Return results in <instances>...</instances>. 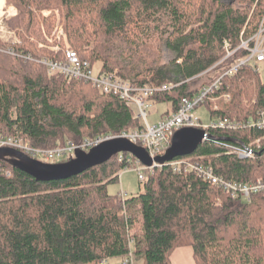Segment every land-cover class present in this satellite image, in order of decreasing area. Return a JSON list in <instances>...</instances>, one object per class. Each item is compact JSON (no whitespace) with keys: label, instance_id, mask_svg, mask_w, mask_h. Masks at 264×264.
Returning a JSON list of instances; mask_svg holds the SVG:
<instances>
[{"label":"trees","instance_id":"obj_1","mask_svg":"<svg viewBox=\"0 0 264 264\" xmlns=\"http://www.w3.org/2000/svg\"><path fill=\"white\" fill-rule=\"evenodd\" d=\"M5 1L17 8L7 22L17 43L0 39V47L13 56L0 53V134L43 150L67 140L78 144L118 135L139 128V122L118 98L88 83L47 75L38 61L59 60L62 54L37 48L40 24L47 28L53 22L40 18L42 10L60 11L68 49L81 62H99L102 73L117 72L134 87L170 85L151 101L170 105L171 112L247 56L238 47L264 26V0H235L243 8L222 0ZM90 21L94 31L86 26ZM225 45L235 52L223 60ZM163 48L173 55L169 63H162ZM226 93L230 102H219L217 110L204 102L211 119L246 121L264 107V83L251 66L221 78L215 95ZM209 135L191 157L226 180L264 182V132L213 130ZM231 141H258L259 148L252 160L240 161L219 144ZM127 166L114 156L78 176L37 182L0 161L11 176L0 173V264H121L129 254L133 264L135 259L171 264L173 251L185 246L195 264H264L263 195L244 204L194 175L167 168L145 173L133 195H109L107 186Z\"/></svg>","mask_w":264,"mask_h":264},{"label":"built area","instance_id":"obj_2","mask_svg":"<svg viewBox=\"0 0 264 264\" xmlns=\"http://www.w3.org/2000/svg\"><path fill=\"white\" fill-rule=\"evenodd\" d=\"M4 26H2L3 29ZM4 42V41H3ZM6 43V42H4ZM1 48L0 53L7 52ZM226 55L223 60L230 57L235 51H229V46L225 45ZM243 49L247 52V56L237 60L230 67L225 68L220 74L205 87L200 89L190 98L180 100L175 112L162 115L153 124L149 123V110L154 106L151 97L157 92L167 91L171 88L170 85L164 84L160 87L143 86L134 87L129 81L123 80L115 72L102 73L100 70L95 72L94 66L88 62H81L76 52L70 49L61 51L62 57L59 60L44 59L38 61L46 68V71L51 76H61L69 81H85L93 89L100 94L111 95L121 100L133 114V119L139 122V128L129 131H124L118 135H99L90 139H85L78 144L67 143L62 146H57L53 149H36L29 146L19 136H4L0 134V149L11 148L23 153L34 160H44L46 163H55L59 161L67 162L75 158V151L89 152L92 148L101 143L114 139H127L130 143L143 148L151 160L158 156H162L170 147L174 133L182 128H197L209 134L213 130L221 131H238L243 129H255L264 132V107L256 112L254 119L246 121L230 119V118H213L207 124H203L201 120L194 116L195 111L201 107L205 101L214 102L221 98L227 102L230 100V94H222L217 97L215 94L221 86V78L233 76L239 68L243 66H251L259 74V70H264V26H261L258 32L249 40L241 42L238 49ZM10 51V50H8ZM55 53L59 51L55 48L52 50ZM10 53H12L10 51ZM28 59V58H27ZM222 60V61H223ZM218 62L208 71L219 65ZM259 66L263 68H259ZM260 75V74H259ZM217 110V107L214 108ZM210 138L204 142L209 141ZM203 142V143H204ZM202 143V144H203ZM258 141L250 143H219L222 150L227 156H232L237 160H252L255 156L256 148H259ZM117 162H125L128 166L136 169L139 182L144 181L145 173H153L156 169L167 168L174 174L194 175L203 183L219 189L232 200H239L244 204L251 201L254 195L264 196V182L260 179L252 183L236 182L226 180L219 175H216L213 169L205 166L199 159L186 156L175 158L170 162L158 164L153 162L150 167L142 165L136 158L130 154L118 153L115 155ZM124 170H121L123 172ZM119 173V178L121 175ZM0 173L9 178L10 173L2 171ZM120 196L126 197L123 192ZM100 264H106L102 262ZM121 264H133V257L129 254Z\"/></svg>","mask_w":264,"mask_h":264},{"label":"water","instance_id":"obj_3","mask_svg":"<svg viewBox=\"0 0 264 264\" xmlns=\"http://www.w3.org/2000/svg\"><path fill=\"white\" fill-rule=\"evenodd\" d=\"M208 138L210 135L201 129L182 128L174 133L170 147L165 153L154 160H151L143 148L130 143L127 139L114 138L92 148L89 152L76 150L75 158L63 163H42L9 148L0 149V161L6 162L37 182L61 181L100 166L118 153H128L146 167H150L153 162L164 164L175 158L194 154L197 148Z\"/></svg>","mask_w":264,"mask_h":264},{"label":"rangeland","instance_id":"obj_4","mask_svg":"<svg viewBox=\"0 0 264 264\" xmlns=\"http://www.w3.org/2000/svg\"><path fill=\"white\" fill-rule=\"evenodd\" d=\"M222 2L225 5H233L234 7L243 8V7H241L242 6L241 3H238L235 0H222ZM254 6H255V3L252 5L251 8H254ZM14 13L16 16L17 15V8L15 6H13L12 4L11 5L7 4L5 0H0V39L2 41L6 42L7 44L8 43H11V44L17 43L15 41L14 33L7 26V22L9 20L13 19V17L15 18ZM40 18H42L44 20L53 19V22L47 28L45 27V22L40 24V27H39L40 28V40L38 42H36V44L38 46L37 48L40 50H45L48 53H54V51H52L54 48L56 50H58L59 52H61L62 50H65L66 48L68 49L69 48L68 40H67L66 33L64 31L62 21L60 20L61 19L60 18V11L58 9L54 10L52 12H51V10H42L40 12ZM2 26H5V28H3V31H2ZM86 26L93 28L92 31L95 30V26L93 25V23L91 21L87 22ZM81 30H83V27L81 28ZM90 48L91 47H89V49ZM5 50L7 52H2L1 53L2 55L13 57L12 53H10V51H8L9 48H6ZM172 57H173V55L169 51H167L166 48H163V50H162V63H169L171 61ZM26 59L27 58L25 56L21 55L20 60H26ZM42 60H44V59H42ZM42 60H39V61H42ZM93 64L95 65L94 71L95 72L99 71L101 68V64L99 62H95ZM259 68H263V67L259 66ZM46 73H47V71H46ZM115 73L117 74V72H115ZM259 74H260L261 82L264 83V70L263 71L259 70ZM47 75L49 77H52L48 73H47ZM66 81L71 82L69 80H66ZM78 82L87 83L85 81H78ZM84 90L90 91V89L87 87H84ZM224 100L219 98V99L215 100L214 102H210L214 105V107L212 106L213 110L216 107L219 108V105H218L219 102H221L222 104H228L231 99L227 102H225ZM163 111H164V106L154 105L149 110V116H148L149 123L153 124L154 122H156L159 119V115L162 114ZM194 116L198 117L203 124H207L209 122V120L211 119L209 117L208 110L204 106L197 109L195 111ZM67 143H71V142H69L67 140L66 144ZM71 144H73V143H71ZM1 149H4V148H1ZM9 149H11V148H9ZM36 161H38V160H36ZM39 162L46 163L44 160H41V159ZM63 162L64 161H59V162H55V163H46V164H57V163H63ZM140 189L141 188H140V184H139V180H138V174L136 172V169H134V168H127L126 170L121 172L120 178H118V181L116 183H113V184H110L107 186V192L109 195H116L117 193L123 192L126 196H130V195L137 193Z\"/></svg>","mask_w":264,"mask_h":264},{"label":"crops","instance_id":"obj_5","mask_svg":"<svg viewBox=\"0 0 264 264\" xmlns=\"http://www.w3.org/2000/svg\"><path fill=\"white\" fill-rule=\"evenodd\" d=\"M158 106H164V111L159 115V119L167 111H171L170 105L168 104H162ZM170 262L171 264H195L192 249L188 246L175 249L170 256ZM135 264H143V262L141 260L135 259Z\"/></svg>","mask_w":264,"mask_h":264},{"label":"bare ground","instance_id":"obj_6","mask_svg":"<svg viewBox=\"0 0 264 264\" xmlns=\"http://www.w3.org/2000/svg\"><path fill=\"white\" fill-rule=\"evenodd\" d=\"M14 16H15V13H14ZM5 24V23H4ZM3 28H5V26L3 27ZM2 31H3V29H2ZM2 33V32H1ZM3 39V38H2ZM202 76V75H201ZM127 168H132L131 166H127L125 169H123V170H126ZM232 181V180H231Z\"/></svg>","mask_w":264,"mask_h":264}]
</instances>
